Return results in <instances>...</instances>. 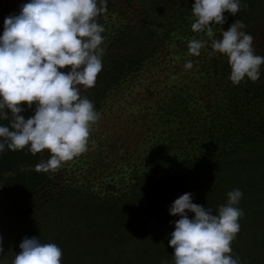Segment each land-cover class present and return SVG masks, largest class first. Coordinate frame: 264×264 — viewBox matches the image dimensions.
Returning a JSON list of instances; mask_svg holds the SVG:
<instances>
[{
  "label": "trees",
  "instance_id": "obj_1",
  "mask_svg": "<svg viewBox=\"0 0 264 264\" xmlns=\"http://www.w3.org/2000/svg\"><path fill=\"white\" fill-rule=\"evenodd\" d=\"M27 2L0 0V34ZM193 3L106 0L96 18L103 68L93 87L78 86L100 113L87 151L48 172L35 168L48 150L0 153V264H12L33 236L57 244L64 264H173L172 202L190 192L215 212L233 189L243 193L244 215L231 248L241 264H264V232L253 230L264 226V65L257 81L233 84L227 57L210 55L211 38L191 30ZM224 15L215 38L242 20L264 56V0H242L235 16ZM193 37L207 42L199 56L188 51ZM106 119L122 132L102 134Z\"/></svg>",
  "mask_w": 264,
  "mask_h": 264
},
{
  "label": "clouds",
  "instance_id": "obj_2",
  "mask_svg": "<svg viewBox=\"0 0 264 264\" xmlns=\"http://www.w3.org/2000/svg\"><path fill=\"white\" fill-rule=\"evenodd\" d=\"M99 5H104L98 6ZM242 0H194L191 30L211 38L212 53L223 54L230 66L229 79L239 84L260 78L264 56L253 48L254 37L243 31L237 19L215 38L216 25L226 22L224 13L235 16ZM246 6V5H244ZM106 10V0H28L18 14L4 19L0 34V153L22 150L50 153L36 171L57 170L62 163L87 151L90 131L100 113L89 99L80 95L82 85L91 88L102 71L104 27L97 17ZM203 39L188 42L191 55L199 56ZM186 68L192 67L189 61ZM64 69H67L64 71ZM26 104L34 114L25 118ZM10 110L11 115L6 111ZM243 193L233 189L227 202L214 212L193 203V194L180 195L169 206L178 217L168 244L173 248V264H241L233 257L231 242L240 230L244 215L237 207ZM189 213H194L190 218ZM12 264H61L62 249L42 243L35 236L24 237ZM5 251L0 237V254Z\"/></svg>",
  "mask_w": 264,
  "mask_h": 264
},
{
  "label": "rangeland",
  "instance_id": "obj_3",
  "mask_svg": "<svg viewBox=\"0 0 264 264\" xmlns=\"http://www.w3.org/2000/svg\"><path fill=\"white\" fill-rule=\"evenodd\" d=\"M126 98H128V96L127 97H125L124 99H126ZM123 101H125L127 104H125V103H122V105H120L121 107H124V106H127L126 107V111L124 110L123 111V113H124V115H123V117H127V109H129V106H130V101H128V100H123ZM33 105H35V104H33ZM22 107H24L26 110V112L23 114L22 113V115H24V117L27 119V118H29L31 115H33L34 113L32 112V110H30V109H27V105L26 104H22L21 105ZM118 106V105H117ZM6 111L8 112V113H10V110H7L6 109ZM120 123V122H119ZM102 125V126H101ZM124 125H126V126H129L130 127V125L129 124H122L121 123V125H120V127H124ZM101 126V127H100ZM108 128H110V130H109V132H115L116 134H120V132H122V131H119L118 129L119 128H117L116 129V126L114 125V123L112 122V121H110L109 119H106V120H101V122L99 123V131L102 133V134H106V130L108 129ZM108 159H106L105 161H107L108 162V166H110L111 164L110 163H112L113 162V160H114V157L113 156H109V157H107ZM107 166V167H108ZM4 204V203H3ZM9 204V203H8ZM5 205V204H4ZM4 207H6V208H9L10 207V205H5ZM0 219L2 220V217H0ZM4 219V218H3ZM255 232H257V233H259V232H264V226H262L261 228H260V226H257L255 229H253ZM57 233V232H56ZM262 245H264V244H262ZM232 255H233V257L235 258V257H237V254L235 253V249L234 248H232V253H231ZM110 263H112V262H114V260H110L109 261ZM121 263H124V262H116L115 264H121ZM61 264H64L63 263V260L61 261ZM84 264H88V263H84Z\"/></svg>",
  "mask_w": 264,
  "mask_h": 264
}]
</instances>
